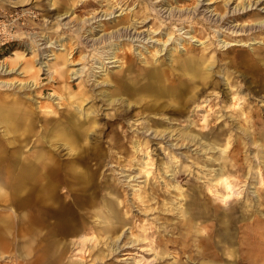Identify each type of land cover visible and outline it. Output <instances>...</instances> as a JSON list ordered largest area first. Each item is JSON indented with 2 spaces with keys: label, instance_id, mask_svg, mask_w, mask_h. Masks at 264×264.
<instances>
[{
  "label": "rangeland",
  "instance_id": "1",
  "mask_svg": "<svg viewBox=\"0 0 264 264\" xmlns=\"http://www.w3.org/2000/svg\"><path fill=\"white\" fill-rule=\"evenodd\" d=\"M10 1L0 0V20L14 24L6 30L11 41L5 43L1 39L4 44L0 45V81L25 85L36 82V85L23 90L15 83L10 89L0 91V95L9 100L24 97L25 104L35 107L36 111L41 110L36 106H41L42 110L52 108L58 113L65 112L64 105L58 103L68 92L64 94L60 84H73L69 90L77 92L80 86L93 83L94 95L98 96L104 88H111L113 93L116 86L106 81H118L127 64L123 57L129 53L140 75L146 73L142 67L155 60L167 75L173 70L172 64L178 72L186 57L200 54H193L196 51L207 54L206 61H199L201 66L218 59L213 64L214 77L203 87L206 95L197 100L196 96L190 98L189 109L183 115L151 114L156 119L165 117L164 123L147 129V133L139 124L145 115L133 117L138 110L134 109L122 133L116 137L119 123L111 120L116 116L107 118V124L105 121L117 105L107 107L105 101L91 104L86 100V111H91V106L102 108L98 112L102 120L97 119L95 128L84 134L89 137L85 146H80L84 139L73 143L72 151L60 143L37 145L34 141L43 136L39 127L41 120L34 122L36 134L31 132L28 144L2 146L5 159L15 167L16 173L19 159L36 161L46 152L53 158L52 167L58 170L54 171L56 175L46 171V178L57 187L59 196L82 197V201H88L84 234L87 237L95 234V238L91 242L82 239V244L74 246L71 252L74 263L264 264V66L247 63L240 57L250 52L264 56V30L249 28L264 20V0H27L15 3L16 6ZM50 1L54 5L50 6ZM245 6L247 11L242 9ZM109 11L111 14L104 16ZM129 24L137 27L133 31L143 32V43L121 41L122 37H117ZM234 32L244 36L234 37ZM23 33L26 34L17 37ZM95 37L102 40L95 46L89 42L85 45L86 40ZM230 43L249 45L219 47ZM88 53L90 57L97 54L96 58L101 59L95 65L110 59L117 61L105 64L107 69L104 67L103 71L93 68L96 72L89 78L70 75L72 70L87 68L80 57ZM58 56L66 60L64 82L57 81ZM234 56L240 66L233 67L232 63L223 70ZM217 79L218 86L214 83ZM178 80L170 81L173 84L169 85L175 86ZM239 109L238 115L234 111ZM121 113L118 109L117 114ZM46 114L38 112L41 116ZM189 126L202 142H218L224 151L207 152L202 143L201 150L194 145L173 152L160 141L145 140L155 128L188 131ZM3 127L0 124V129ZM46 136L50 135L46 132ZM216 136L221 140H214ZM0 141H3L2 134ZM134 142L138 144L137 149L133 147ZM225 142L227 145L223 147ZM41 167L42 163L35 166ZM167 168L179 173L170 174ZM71 170L82 171L85 176L76 172L72 176ZM216 173L232 184L233 192L227 198L222 197L226 192L221 179L217 181ZM113 186L116 188L112 189ZM108 190H114L116 197L107 195ZM74 211L78 213L76 205ZM125 217L128 220L123 221ZM19 240L15 238V242ZM1 252L0 264H17L16 260L20 259L13 249L4 248Z\"/></svg>",
  "mask_w": 264,
  "mask_h": 264
},
{
  "label": "bare ground",
  "instance_id": "2",
  "mask_svg": "<svg viewBox=\"0 0 264 264\" xmlns=\"http://www.w3.org/2000/svg\"><path fill=\"white\" fill-rule=\"evenodd\" d=\"M80 1H85V0H80ZM26 4H28V3H26ZM49 5L52 6L54 4H52L50 2ZM49 8L51 9V7H49ZM247 8H248V6H245L242 9L247 11ZM52 9H54V8H52ZM110 9H112L111 6H109V10ZM250 9H251V7H250ZM23 11L26 13L31 12L30 10H23ZM0 13H1V11H0ZM2 13H3V15H5L6 12H2ZM66 14H68V11ZM71 14L72 13H69V15H71ZM110 14L111 13L109 11L104 16L110 15ZM17 20H18V18H16L14 20V23H17ZM221 20H222L221 22H224L225 19H221ZM81 21H83V19H81ZM160 21L162 22V20H160ZM83 23H84V21H83ZM170 23H171V21H170ZM9 25H14V24H12V23L5 24L4 21L1 20V22H0V43H1V39H3V38H4L5 43H7V41L8 42L11 41V37H10L11 35L6 33L7 26H9ZM165 27H166V25H165ZM133 28H137V27L134 26V24H129L128 26L122 28L121 29L122 31H119L117 33V37H119V38L122 37L121 41H130L133 43H143V32H137L136 30L133 31ZM249 28L251 30L256 29L257 31L264 30V20L257 22V24H255L254 26L249 27ZM176 30H178V29H176ZM232 33H233V31H232ZM234 33L235 34H232V35H234V37L244 36L243 33L242 34L236 33V32H234ZM24 34H26V33L18 34L17 37L20 38ZM3 36H5V37H3ZM125 37H126V39H125ZM18 38H16V39H18ZM95 38H92L90 40H86L85 45H88L87 42H89V43H91L92 46L93 45L95 46V44L97 45L102 40L101 39L99 41L98 38H96V39ZM112 39H110V40H112ZM12 41H14V39ZM105 41H104V43H105ZM108 42H110V41H107V43ZM110 43H109V45H110ZM2 44H4V43H1L0 45H2ZM8 44H10V43H8ZM232 45H239V46L245 45L246 46L249 44H247V43H230V44L221 45L219 47L223 48V49L225 47V49H226ZM107 50H109V49H107ZM196 52L197 53H193V54H198V52H200V54L198 56H194V55L191 56L190 55V56L186 57L182 61V66H180V68L178 69V72L175 71L174 64H172L171 66H172L173 70L171 72H169L168 75L166 74V71H165L164 67L161 66V64L156 65V60L153 61L150 65L148 64V65L142 67L143 71L146 73L140 75V71L137 72V69L134 67L135 64L133 63L132 59H130L132 56H130V53H129L128 55L123 57L124 59H126L125 61L127 62V64L125 63L126 65L122 68L121 73H120L121 76H120V78L119 77L117 78L118 81L111 82L110 79H108L106 81L107 83L109 81V83L116 86V91H114L113 93H111V91H110L111 88H109V89L104 88V89L99 91L98 96L94 95V93H93L94 90H93V87L91 86L93 83H91V84L89 83V85L85 84V86H80L79 87L80 89L77 92H72L71 90H69V89L73 88V86H74L73 84H70V85H67V84L61 85L60 84L59 89H61L63 87V89H61V90H63L64 94L68 92L67 96L63 97L61 102H59V103L57 102L59 105H62V104L64 105L65 112H62V113H58V112H56L57 109L55 110L52 108H45L42 110L41 106H36V108L41 109V110L36 111L35 107L32 108L31 106L25 104L26 99L24 97H22V98L19 97V99H15V100H9V99H5V98L1 97V95H0V124H2L4 126L3 129H0V134H2V136H3V141L2 142L0 141V163L5 161V155H4L5 151L2 149V146H5V144L6 145L28 144L29 141H28L27 137L31 134V132H33L32 134H34V135L36 134V132L33 130L34 129V122L39 121V120H41V122H42L39 125V127L41 128L40 133L43 134V136L41 139L39 138L37 141L36 140L34 141V142H37V145H44L45 146L46 144H49V145L55 144L56 145V144L60 143L61 145L65 146L67 149L71 150L70 148L72 147L71 145H73V143H76L77 141L84 139L82 142H80V146H85V144L88 143L87 140L89 137L86 138L84 134L89 132V130L95 128L93 126V124L96 123L97 119H100L99 118L100 116H98L99 115L98 112L102 109V108L99 109V107L94 108V106H91V109H90L91 111H86L84 108V106L86 105V103H85L86 100H89V102H91V104H97V103L103 104V101H105L107 107L108 106L114 107V105H117V107L115 108V112L113 114L108 113V116L106 114H104V115H106L105 124H107V118H115V116H116L115 119H111L113 122L119 123V126H118L119 131L114 133V135H116V137H118L117 135H120L119 133H122V130L124 128V123L128 119H130L132 116L135 117V116L145 115V117L143 118L141 123L139 122V124L142 125V129H144V128L146 129L144 133H147V129H150L151 127H157V125L161 126V123H164L163 119L165 117L164 118L160 117V118L156 119V118L150 117L151 114L159 116L160 114L161 115H163V114L183 115L184 113H187V111L189 109V105L191 104V102L189 101L190 98L196 96L195 100H197L198 98H200V97L202 98L204 95H206L203 87L205 86V84L207 82H208V84H209V82H211L209 79L214 77L213 70H212L213 64L218 62V59H216V60L211 61V62L208 61L209 62L208 64H204V66H201L202 64L199 61H206L205 57L207 54L204 51H196ZM89 54L90 53L80 57V61L86 62L85 65H87V68L82 67V68H77L75 70H72L70 72V75L75 76V77L89 78V77L93 76V73L95 74V72H96L95 70L93 71V68H97L98 70L103 71L104 67L106 66L105 64H111V63H114L117 61V59H114L111 61L110 58H107L110 60L106 61V62H101L100 65H95V64L99 63L98 62L99 58H96L97 54L93 55L91 57ZM158 54H160V50L158 51ZM103 55H102V57H103ZM193 57H195L196 60ZM240 57L245 59V61L247 63H251V64H260L261 63V65L264 66V56L261 57L258 54L256 56H254L252 54V52H250V54L247 53L246 55H241ZM232 58L233 59H230L223 66V70L230 67L232 63H233L232 64L233 67L240 66L238 64L239 59L237 60V58H235V56ZM69 59H72V57L69 56ZM191 59H193V60H191ZM72 61H74V60H72ZM65 62H66V60L64 59L63 56H58L56 58V65L58 66L57 71L59 72V79H57V81H59V82H64V78L66 79L67 70H66V68H63ZM89 62H91V64H88ZM173 62L176 63L175 60H173ZM70 64L77 65L78 63L77 62H71ZM109 67H113V66H109ZM1 69H3V68H1ZM105 69H107V67H105ZM4 70H6V69H4ZM138 75H140V76H138ZM176 78L179 79L178 83L175 86L169 85V84H173V83H170V81L172 82ZM218 81H219V79H217L214 82L216 86H218V84H219ZM15 83H17V85H21L23 90L26 89V87L31 88V86L33 84L36 85V82L32 83L31 85H29V84L25 85V83L21 84V82L10 83V82H5V81H0V91L10 89L11 88L10 86H12V84L14 85ZM199 85H201L200 88H199ZM76 86L78 87V85H76ZM172 90H178V92L172 91ZM171 91H172V93H171ZM181 91L182 92L185 91V93L184 94L180 93ZM40 93H42V91ZM116 93H117V95H116ZM84 95H89V96L83 98ZM60 96H63V95H60ZM89 102H87V103H89ZM243 104L245 105V103H243ZM43 106H46V105H43ZM88 109L89 108H87V110ZM118 109H120L122 111L121 114H117ZM134 109H138V110L133 113ZM38 112H45V113H47L46 114L47 116L38 115ZM234 112L239 115L241 111L239 109L237 111L235 110ZM132 113H133V115H132ZM35 118H36V120H35ZM100 120H102V119H100ZM150 122H151V124H150ZM89 123H92V125ZM109 127L112 128L115 126L109 125ZM188 128H190V129H188V131L185 128L181 129V130L180 129L175 130V128H172V127L171 128H169V127L168 128H162V129L155 128V129H152L151 131L149 130L150 133L148 132L149 134L147 136V139H145V140H147V141H150V140L160 141L162 144L169 147L171 149V151H173V152H175L176 150H179V149H189L191 146H194V145H195V149L198 146L201 150L200 146L203 144H205L204 147H205V151L208 150L207 152L215 151V150H218L220 152L224 151V149L221 148L219 144H217L218 142L215 144L205 142V141L202 142V138L199 135L193 133L192 127L189 126ZM126 131L127 130H125V132ZM243 131L247 132L248 130L243 129ZM46 132L48 133V135H50L49 137H47V136L45 137ZM37 136H39V135H37ZM93 136L94 135H92L91 137L93 138ZM93 139H96V138H93ZM124 139H123V141H124ZM214 140L219 141V140H221V137L216 136ZM116 141L118 142L117 139H116ZM172 142H175V143H172ZM146 143H148V142H146ZM167 143H170V144H167ZM94 144H97V143H94ZM226 145H227V142H225L223 144V147H225ZM137 146H138L137 142H134V145H133L134 149H137ZM2 150H3V153H2ZM56 151H58V150H56ZM46 154H47L46 152H45L44 156H42L43 153L40 154L39 157L36 158V161L34 159H31V158L25 159L24 157L19 159V160H21V162L18 163V164H20L18 175L23 176V177L35 176V177H39V178H41V180H43L46 177V174H45L46 171L52 172V173H54V171L57 172L58 170H55V168L52 167L53 166V162H52L53 158L48 157ZM57 157H59L58 153H57ZM41 163H42L43 167L36 168V169L33 168V167L37 166L38 164L40 165ZM169 164H171V163H169ZM46 166H49L52 169V171H48V168ZM10 167H11V170H14V168H15L14 166H12V164ZM167 171H170L171 172L170 174L179 173V171L178 172L174 171V169H172V168L171 169L167 168ZM75 172L78 174L84 175V173L82 171L71 170V173L73 174L72 176H76ZM174 176H176V175H174ZM216 177H217L216 178L217 181H218V179H221L222 184L221 183L220 184L223 185V189L226 192L225 194H222V197H224V198L229 197L228 196L229 192H231V191L233 192L232 184H230L227 181V179L225 177H223L220 173H218V174L216 173ZM134 178H131V179H134ZM131 179H129V180H131ZM144 183H145V181H144ZM115 188L116 187H114V186L112 187V189H115ZM88 189H90V185H88ZM40 191H43V188H41ZM105 193H107V195H109L110 197H116V196H114L115 195L114 190H108ZM178 209H179V207H178ZM126 220H128L127 217H125V219L123 221H126ZM94 235L89 236V237L85 236L84 237L85 241L91 242L95 238ZM117 238H119V236Z\"/></svg>",
  "mask_w": 264,
  "mask_h": 264
},
{
  "label": "crops",
  "instance_id": "3",
  "mask_svg": "<svg viewBox=\"0 0 264 264\" xmlns=\"http://www.w3.org/2000/svg\"><path fill=\"white\" fill-rule=\"evenodd\" d=\"M19 2L27 0L9 3ZM10 166L8 159L0 163V253L13 249L20 258L17 264H75L71 252L86 236L83 222L88 201L60 197L49 178L19 176Z\"/></svg>",
  "mask_w": 264,
  "mask_h": 264
},
{
  "label": "built area",
  "instance_id": "4",
  "mask_svg": "<svg viewBox=\"0 0 264 264\" xmlns=\"http://www.w3.org/2000/svg\"><path fill=\"white\" fill-rule=\"evenodd\" d=\"M0 22H1V20H0Z\"/></svg>",
  "mask_w": 264,
  "mask_h": 264
}]
</instances>
